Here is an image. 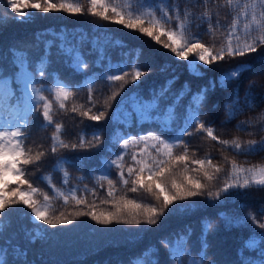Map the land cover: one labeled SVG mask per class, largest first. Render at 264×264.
<instances>
[{
    "label": "trees",
    "instance_id": "obj_1",
    "mask_svg": "<svg viewBox=\"0 0 264 264\" xmlns=\"http://www.w3.org/2000/svg\"><path fill=\"white\" fill-rule=\"evenodd\" d=\"M17 2L20 3V0ZM81 2L86 4V0ZM177 2L181 9L186 6L185 0ZM188 6L192 7L191 4ZM203 10L202 6L192 7L196 15ZM22 11L33 13L31 19L22 20L7 6V0H0V98L11 109L7 113V117L12 119L11 125L23 123L21 117L27 115L31 85H28L29 91L26 92L25 82L33 80L35 86L44 89L43 94L53 101V119L63 125L66 142L78 143L81 133H86L91 139L92 132L99 130L103 143L97 148L62 149L52 155L50 145L54 126L43 130L36 126L29 129L30 138L26 140V146H31L34 151L48 152L40 168L30 172V182L52 197V189L41 179L50 175L56 188L65 193L75 190L77 196L86 199L89 207L77 206L71 200L65 206L62 198L55 199L56 214L63 212L72 219L71 224L55 228L32 219L30 210L23 205L8 209L7 218L0 217V264H134L137 257H142L149 264L152 260H158L159 264H178L171 258L169 247L180 244L185 247L183 264H192L193 261L197 264H264V240L261 239L264 229L257 227L250 219H245L252 213L264 222V216L261 215L264 188L233 189L230 193L222 194L220 200H210L202 195L178 201L155 225H100L87 216L74 217L79 209L91 210L93 201L97 213L114 210L111 204L101 203L104 199H111L107 197V182L102 185L97 182L101 174H107L116 181L117 198L126 192L129 199L155 203L153 197L143 190L136 193L126 191L119 183L114 166L105 173L104 161L111 162L122 153L120 144L123 138H138L151 133L169 141L175 140L184 125L189 106L193 104V94L200 89L207 88L208 91L206 101L199 109V119L206 126H212L220 139L238 137L242 142L264 139V121L257 120L264 112V46L243 57H226L223 61L209 65L198 62L201 74L197 75L189 66L194 53H188V59L177 58L170 49L121 24L88 14L70 15L64 11L45 13L31 8H22ZM108 14L111 16L110 12ZM231 19L232 14L228 9L220 10L219 24L222 27L216 32L215 38L206 34L208 25H201L197 20H193L191 32L201 37L205 44H216L218 47ZM212 23L216 24L215 15ZM172 26H175V22ZM161 40L168 42L166 37H161ZM117 41L120 43L117 44ZM137 49H143L138 64L147 66L146 75L136 83H128L115 100L108 99L110 107L105 119L96 123L71 111L74 105H83L85 110L91 106L87 87L90 79L94 82L95 107L92 112L104 110L105 100L118 90L119 84L110 87L109 82L100 77L116 72L115 66L118 64L121 68L128 64L130 68V61ZM78 58L86 61V69L77 70L75 64ZM242 63L251 65L250 70L243 72L238 80L221 86L222 73ZM40 67L44 68V76L38 74ZM250 82L256 87L252 89L251 100H246L245 92ZM213 83L215 87H212ZM59 84H67L73 92L65 102V110L58 108L48 91ZM236 89L239 91V111L233 119L228 120L225 106L232 103ZM178 93L180 99H177ZM249 103L252 107H248ZM171 110L176 113L175 122L167 120ZM30 119L42 122L40 111ZM248 121L251 124L244 123ZM238 126L245 130H239ZM189 131L192 135L181 137L188 147L189 168L198 167L191 164L192 159L206 157H211L214 164L223 168L219 174L213 173L219 176L214 182L204 180L199 171L188 173L193 178L201 179L213 191L222 185L229 171L230 164L225 157L244 167L264 165V151L254 154L234 153L231 148L225 149L211 140L206 133L197 132L195 126ZM141 147L143 145L130 146L129 154L125 156V173L126 168L133 165L131 153L139 154ZM183 151L182 147H178L174 149V155L182 154ZM61 158H66L68 163L54 168L56 161ZM182 168L183 165H179L178 172H182ZM65 171L69 174L67 183L63 178ZM208 171L212 172V169ZM182 178V175H178V182ZM6 179L11 180V177ZM14 187L15 183L10 184V188ZM23 187L26 188V185ZM93 190L95 195L92 194ZM36 198L42 200V196ZM178 204L191 207L185 211H172ZM221 212L232 218H240L241 222L229 224L220 217ZM205 220H211L213 225L207 233L203 230ZM37 227L43 230L41 236L36 235ZM181 237H186V242ZM249 238L257 240V244L251 248L245 247ZM150 250L151 254L146 255Z\"/></svg>",
    "mask_w": 264,
    "mask_h": 264
},
{
    "label": "snow or ice",
    "instance_id": "obj_2",
    "mask_svg": "<svg viewBox=\"0 0 264 264\" xmlns=\"http://www.w3.org/2000/svg\"><path fill=\"white\" fill-rule=\"evenodd\" d=\"M203 7V11L198 15L194 14L192 7ZM212 5L211 7L209 5ZM185 7L180 8L177 0H86V4L81 0H58L54 3L52 0H7V6L17 13L22 20H30L33 13H25L22 8H31L37 11H64L70 15L88 14L98 19L108 21L110 23L121 24L124 28L131 31H139L142 35L148 36L155 43L160 44L177 57L188 59V53H194V59L189 60V66L194 74H201L198 62L209 65L213 62L223 61L225 58L243 57L246 54L254 53L259 47L264 46V0H185ZM228 9L232 14L231 23L224 29L223 40L217 47L216 44H205L201 37L195 36L191 32V24L193 20H197L200 24H207V33L215 38L216 32L222 27L219 24V15L221 9ZM111 13V16L108 13ZM216 17V24L212 23L213 16ZM173 22L175 26L173 27ZM199 26V25H198ZM161 37L167 38V43L161 40ZM117 44L120 42L117 41ZM143 55V49H137L130 61L131 67L125 64L124 68L116 65V72H110L101 79L109 82V86L119 84L118 90L113 91L111 97L105 100V108L98 113H93L95 107L93 102V80L87 82L88 102L91 105L86 110L83 105L71 109L72 112L78 113L82 117L90 121L99 123L105 119L108 105V99L115 100L120 91L127 86L128 83H136L140 77L146 75L145 68L138 64L140 57ZM77 70L86 69L87 63L82 58H78L75 64ZM251 65L242 63L234 68L228 69L221 75V86H225L229 81L238 80L241 74L250 70ZM163 70V69H162ZM40 76L45 75L43 67L38 68ZM28 85H31L30 96L28 99L27 115L21 117L23 123L16 122L13 125L0 124V217L7 218L8 209H15L17 205H23L30 210L31 218L52 228L58 225H67L72 223V219L65 216L63 212L57 215V209L54 200L63 199L65 206L69 201H74L77 206L84 205L89 207L86 199L77 196L75 190L67 193L51 182V176L41 177L52 189L54 196L50 197L40 188L35 187L28 179L32 170H38L41 166L43 158L48 155L47 151H34L31 146H26V140L30 138L29 129L33 126L43 130L49 126H54V133L51 136L50 152L56 155L58 150L62 149H85L97 148L103 143L102 135L99 130H95L91 134V139L86 133H81L78 143H68L63 138V125L54 121L53 101L43 94L44 89L37 88L33 80L25 82V91L28 92ZM215 87V83L212 84ZM256 85L249 83V87L245 92L246 100H251L252 89ZM167 89H162L166 91ZM58 104L60 110H65V102L73 95L72 89L67 84H59L54 88L48 89ZM183 91V90H181ZM207 88L200 89L193 94V104L189 106L188 114L184 119V125L180 129L179 136L172 141L166 140L161 136L148 134L131 138H123L120 144L123 150L111 162L104 161L106 165L105 173L114 166L117 169L119 183L133 193L143 190L147 195L153 197L155 203L140 201L127 198L125 195L117 198L116 181L109 175L101 174L98 183L101 185L107 182V197L102 204H111L113 211H101L97 213L95 201L90 206L91 210L84 211L79 209L74 213V217H90L93 221L100 225L124 224L136 225L148 224L155 225L159 218L170 209V206L178 201L188 200L197 196L206 195L210 200H220L222 194L230 193L233 189H250L252 187L264 188V165H252L244 167L235 160H225L230 164L227 175L223 178L221 186L213 191L212 187L202 182L199 178H193L188 175L189 171H199L203 174L204 180L214 182L219 179L218 175L223 168L221 165L213 163L211 157L204 159H192L191 164L198 166L197 168H189L188 147L182 140L183 135H192L189 129L196 127L197 132L206 133L207 137L224 146L225 149L231 148L234 153L254 154L257 151H264V139L248 140L242 142L238 137L231 140L220 139L212 126H206L199 119V109L206 101ZM177 99H180L178 93ZM2 102V100H0ZM239 103V91L234 90L232 103L226 104V116L228 120L233 119L237 111ZM248 107H252L251 103ZM40 111L42 122L30 119L34 113ZM176 113L171 110L167 114V120L175 122ZM258 121H264V112L257 117ZM251 124V121L244 122ZM239 130H245L242 126H238ZM251 135V133H249ZM119 142V141H117ZM143 145L139 154L132 152L130 159L133 165L126 168L125 173V156L129 154L130 146ZM182 147V154L174 155V149ZM153 151L155 155H153ZM194 155V154H193ZM174 161V163H172ZM68 163L66 158L56 161L54 168H60ZM183 165L182 172H178V166ZM211 168L212 172L208 169ZM182 175V180L178 182L177 176ZM11 177V180L6 179ZM64 182H68L69 174L64 172ZM16 184V187L10 188V184ZM131 184V187H128ZM26 185V188L23 187ZM95 195V191H92ZM42 196V200L37 196ZM162 198V199H161ZM191 205L178 204L177 208L172 211H185ZM69 215H73L69 213ZM220 217L231 223H240V218H232L227 213L221 212ZM261 215L264 216V206L261 208ZM257 227L264 229V222L256 218L255 214L249 213L248 217ZM212 221L205 220L203 230L207 233L212 228ZM43 230L37 227L36 235L41 236ZM186 242V237L180 238ZM264 240V234L261 235ZM162 243L168 244L167 241ZM257 244V240L249 238L245 242V247H253ZM203 247L206 248V245ZM185 247L183 244L179 246L173 245L169 247V254L178 264H183V254ZM151 250L146 255H150ZM203 258V255H202ZM134 264H149L142 257L135 258ZM150 264H159L158 260H152ZM192 264H197L193 261Z\"/></svg>",
    "mask_w": 264,
    "mask_h": 264
},
{
    "label": "rangeland",
    "instance_id": "obj_3",
    "mask_svg": "<svg viewBox=\"0 0 264 264\" xmlns=\"http://www.w3.org/2000/svg\"><path fill=\"white\" fill-rule=\"evenodd\" d=\"M0 100L2 99L0 98ZM10 111L11 109L6 105L4 100H2V102H0V124L11 125L12 119L7 117V113Z\"/></svg>",
    "mask_w": 264,
    "mask_h": 264
}]
</instances>
